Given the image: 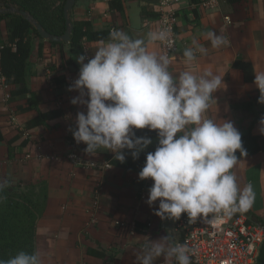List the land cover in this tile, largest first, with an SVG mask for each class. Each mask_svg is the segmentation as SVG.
<instances>
[{
	"label": "crops",
	"instance_id": "obj_1",
	"mask_svg": "<svg viewBox=\"0 0 264 264\" xmlns=\"http://www.w3.org/2000/svg\"><path fill=\"white\" fill-rule=\"evenodd\" d=\"M161 1L123 0L122 15L109 11L110 0H76L70 18L72 22L87 21L95 30L110 27L147 40L148 32L158 31ZM174 6L179 42L169 71L178 76L183 71L202 74L211 69L224 77V88L214 93L216 100L205 113L206 118L217 123L231 121L241 136L264 135L261 132L264 125L260 123L264 109L255 113L241 111L239 116L232 106L247 100L248 93L258 89L254 81H244L243 73L233 68L234 61L243 57L253 64L255 72H264V0L234 4L220 0L219 6L212 9L191 4V0H178ZM1 30L0 48L7 42L5 22H1ZM209 32L225 36L229 43L213 48ZM193 40L206 48L207 54L196 52V59L189 64L183 52L196 47ZM101 42L85 40L81 49L73 51L68 45L61 47L45 40L42 56L35 49L30 82L42 100L36 110L16 113L17 106L25 104L26 99H12L13 86L5 83L0 71V126L6 137V142L0 144V183L45 184L48 200L37 221L36 236L42 264H137L136 256L142 254L146 241L161 242L160 238L168 233L175 242L181 238L180 219L162 220L154 214L159 200L152 207L146 203L154 184L151 178L141 180L138 172L117 166L108 170L74 166L66 158L74 149L70 129L76 127V115L87 111L86 105L71 103L80 94L78 90L69 91L79 76L81 65L77 57L85 55L87 63ZM149 50L163 54L159 41L151 44ZM70 56L79 68L63 62V58ZM56 77H64L65 82L57 83ZM55 109H60L62 115L49 120L47 125L30 124L39 111ZM86 147L81 142L75 148L87 158H104L111 152L104 149L89 155L84 151ZM234 171L242 188L251 184L255 191L254 202L247 212L264 220V151L238 158ZM260 258L264 264V248ZM154 264H177V261L175 257L161 256Z\"/></svg>",
	"mask_w": 264,
	"mask_h": 264
},
{
	"label": "clouds",
	"instance_id": "obj_2",
	"mask_svg": "<svg viewBox=\"0 0 264 264\" xmlns=\"http://www.w3.org/2000/svg\"><path fill=\"white\" fill-rule=\"evenodd\" d=\"M110 40L101 42L93 58L77 57L80 63L78 78L69 91L78 90L74 105H86L70 129L76 142L85 143L86 154L108 150L125 162L124 150L138 158L150 144V137L137 136L135 129L158 130L159 146L146 156L139 172L141 180L151 178L146 201L150 207L159 200L154 214L162 220H179L186 214L189 223L201 219L215 227L224 218L247 212L252 206L255 191L251 184L239 185L234 168L236 152L246 155L241 133L225 120L217 123L205 113L216 100L214 93L224 83L218 74L206 69L202 74L193 71H169L170 59L165 54L150 51L157 41L173 46L171 30L162 28L133 38L123 30H112ZM213 48L226 46L223 35L209 32ZM195 48H187L183 56L190 64L196 52L207 49L193 40ZM254 83L259 89L258 102L264 104V72H255ZM87 97V98H86ZM264 125V118L260 121ZM264 134V127L261 128ZM4 184L0 183V191ZM161 242L148 240L143 252L136 256L137 264H154L156 258L175 257L177 264H191L195 250L181 244L168 233ZM0 264H42L39 252L20 251Z\"/></svg>",
	"mask_w": 264,
	"mask_h": 264
},
{
	"label": "trees",
	"instance_id": "obj_3",
	"mask_svg": "<svg viewBox=\"0 0 264 264\" xmlns=\"http://www.w3.org/2000/svg\"><path fill=\"white\" fill-rule=\"evenodd\" d=\"M202 1L191 0V4H201ZM227 1L234 4L242 0ZM65 3L66 0H0V37L2 36L1 22H5L8 31L7 42H4L0 48V71L5 77V83L13 86L11 90L12 99H26L25 104L17 106V114L36 110L39 104L42 103V100L38 97V93L31 88L30 66L31 57L36 48L39 55L42 56L45 40L32 21L11 9L17 8L26 11L45 30L55 35H61L66 30V20L64 17ZM109 11L111 13L117 11L124 15L123 0H110ZM72 23L73 30L69 42H49L61 47L68 45L71 50L77 51L82 48L84 40H110L109 33L114 30L110 27L95 30L87 21H73ZM63 62L66 65H75L79 68L73 56H70L68 59L63 58ZM233 68L243 73L245 82H253L255 80L253 64L243 57H238L234 61ZM55 81L57 83H64L65 79L64 77H56ZM259 96V89H256L248 93L247 100L233 104L232 106L237 111V115L242 116L241 111L255 113L257 110H263V104L258 102ZM61 115L62 111L60 109L39 111L30 124L32 126L47 125L49 120ZM135 132L137 136L150 137L153 141L152 144L140 153L138 158L134 159L131 151L127 149L124 150L126 160L123 163L116 159L113 152L106 153L104 158L113 166L139 173L146 163L147 154L154 152L159 146V137L158 130L144 128L135 129ZM4 142H6V137L0 126V144ZM242 142L247 154L243 155L237 150V158L264 151V135L255 136L252 133H248L242 136ZM7 144L11 153L12 141H7ZM47 200V188L44 183L30 185L22 183L18 185L4 184L3 191H0V259L7 260L14 257L20 251L30 254L37 252V221L45 211ZM250 215L257 218L252 214ZM92 251L89 249V253H92Z\"/></svg>",
	"mask_w": 264,
	"mask_h": 264
},
{
	"label": "built area",
	"instance_id": "obj_4",
	"mask_svg": "<svg viewBox=\"0 0 264 264\" xmlns=\"http://www.w3.org/2000/svg\"><path fill=\"white\" fill-rule=\"evenodd\" d=\"M177 1L162 0L157 18L158 30L162 28L171 30L173 46L169 48L159 42L163 54L170 60L178 50L179 42L177 8L174 6ZM219 2L220 0H203L201 4L212 9L217 8ZM226 20L230 22L229 17H226ZM70 143L74 145V149L67 153L66 158L74 166L101 170L113 167L105 158H87L79 153L75 148L78 143L73 132ZM179 229L181 238L177 243H187L195 250L194 255H191L193 264H263L260 257L264 248V220L254 218L246 212L224 218L215 227L201 219L189 223V218L185 214L179 220Z\"/></svg>",
	"mask_w": 264,
	"mask_h": 264
},
{
	"label": "water",
	"instance_id": "obj_5",
	"mask_svg": "<svg viewBox=\"0 0 264 264\" xmlns=\"http://www.w3.org/2000/svg\"><path fill=\"white\" fill-rule=\"evenodd\" d=\"M75 2L76 0H66L65 6H64V17L66 20V30L61 35H55L45 30L44 27L40 23H38L37 20H35L34 17L28 14L26 11L19 10L17 8H12L11 10L19 14H22L28 20L32 21L35 27L37 28V30L39 31V33L41 34V36L45 40L55 41V42H61V41L69 42L71 39L72 30H73V23L70 18V11L74 7Z\"/></svg>",
	"mask_w": 264,
	"mask_h": 264
},
{
	"label": "rangeland",
	"instance_id": "obj_6",
	"mask_svg": "<svg viewBox=\"0 0 264 264\" xmlns=\"http://www.w3.org/2000/svg\"><path fill=\"white\" fill-rule=\"evenodd\" d=\"M38 41V40H37ZM15 185H18V183L17 184H15Z\"/></svg>",
	"mask_w": 264,
	"mask_h": 264
}]
</instances>
